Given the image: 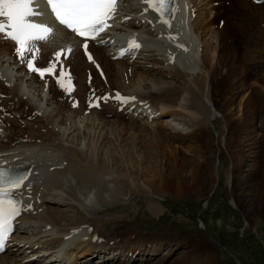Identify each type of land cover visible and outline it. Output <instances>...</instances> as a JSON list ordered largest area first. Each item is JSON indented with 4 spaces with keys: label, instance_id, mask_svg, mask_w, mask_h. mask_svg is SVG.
I'll list each match as a JSON object with an SVG mask.
<instances>
[{
    "label": "bare ground",
    "instance_id": "6f19581e",
    "mask_svg": "<svg viewBox=\"0 0 264 264\" xmlns=\"http://www.w3.org/2000/svg\"><path fill=\"white\" fill-rule=\"evenodd\" d=\"M143 1L124 0L116 25L99 42L87 41L91 61L82 40L62 28H56L47 41L33 42L39 51L25 52L24 60L16 54L13 42L0 39V160L22 165L31 173L25 188L27 205H23L27 211L0 264H54L55 256L63 258L62 264H217L200 239L188 244L181 259H174L181 245L179 236L165 238L125 228L105 233L98 229L105 224L100 217L70 223L65 211L51 208L67 205L78 216V207L91 216L103 213L100 207L111 206L125 195L155 191L161 197H179L196 191L210 175L203 147L208 113L232 111L239 92L247 86L250 93L237 105L241 116L231 127L242 163L245 148L250 147L247 143L255 149L263 136L264 93L250 82L264 85V66L256 65L258 56L254 61L246 58L256 52L264 58V1L184 0L187 17L184 28L178 29L158 24L147 15ZM122 35L127 42L120 50L129 56L116 59L118 50L113 46ZM132 39L140 44L139 49H130ZM68 47L73 51L61 55L55 77L46 74L42 79L28 69L27 59H34L37 67H47L56 62L57 52ZM66 72L72 74L73 84ZM57 77H63L66 88L74 85V90L56 89L60 86L55 83ZM101 85L107 91L93 98L109 99L100 100L96 107L88 98ZM117 93L135 100L122 103L115 99ZM165 116L179 121L181 130L168 121L156 122V117ZM118 119L119 123L128 121L123 125L129 129L109 128L110 121ZM128 130L134 142L137 131L151 135L146 141L154 150L155 167L145 169L129 161L133 151L121 146ZM113 133L117 137L109 140ZM188 141L194 147L189 144L184 152L180 147ZM130 149L138 150V146ZM121 166L145 180L138 176L120 179L109 170ZM240 166L237 162L228 174L235 191H241L235 184ZM22 232L32 236H22ZM55 245L56 251L52 250ZM49 251L52 255L45 256ZM35 256L37 261L28 262ZM42 259L47 263H41Z\"/></svg>",
    "mask_w": 264,
    "mask_h": 264
},
{
    "label": "rangeland",
    "instance_id": "374dc122",
    "mask_svg": "<svg viewBox=\"0 0 264 264\" xmlns=\"http://www.w3.org/2000/svg\"><path fill=\"white\" fill-rule=\"evenodd\" d=\"M254 56H258L259 59V62H255L256 65L263 64L264 66V58L258 52L248 55L246 59L254 61ZM108 67L113 72V67ZM262 69L264 70V67ZM100 80L104 81L101 77ZM69 81L71 80L69 79ZM93 81L90 82V87ZM250 83L252 88H258L264 93V85L257 84V82ZM56 89H60L61 92L64 90L58 85ZM101 90H103L102 92L107 91L102 85L100 88L95 86L89 94L88 102L91 103L93 97L99 96L98 93H101L99 92ZM64 92L67 91L64 90ZM249 93L250 88L248 86L242 88L232 111L211 110L212 113H208L204 131L207 143L203 147H206L205 158L209 164L207 169L210 171V175L207 176L208 181L206 180L196 191L183 193L179 197L175 195L161 197L155 191L145 195H125L119 197L111 206H102L100 210L98 208L103 213L91 214V216L88 213L85 214L86 211L84 212L78 207L76 209L79 212L78 216L67 205H52L51 208H59L58 210L65 211L66 220L70 223H72V219L82 218L83 221L81 222H84L86 218L90 217L101 218L100 220L104 221L105 224L98 229L105 233L125 228L143 234L161 235L165 238H177L179 236L181 245L174 254V259H181V254L187 250L185 248H188L192 243L196 244V240H201L205 249L209 247V252L214 256L217 264H264V191L262 189V184H264V132L261 133L263 136H260L261 138L256 145L257 148L253 149L252 143H247L250 147L245 148V157H242L243 163L240 160L241 150L231 133V127L234 126L233 121L238 119L239 115L241 116L237 105ZM118 121L120 119L115 120V123L110 121L109 128L119 132L124 127L129 126L123 125L128 121L121 120L120 123ZM161 121H168L179 130L183 127L179 121L172 120L170 116H165L164 119L156 118L157 123ZM183 124L186 125L185 120ZM128 132L124 137L125 142L121 146L125 150L133 151L132 156L128 157L129 161L139 163L145 169L148 166L155 167L157 160L153 157L154 150L152 151L151 145L147 142L151 135L137 131L138 141L134 142L135 137L130 130ZM115 135L113 133L109 140L115 139L117 137ZM183 144L180 148L184 149V152L187 145L190 144L191 147H194V142L191 141ZM114 145L116 149L120 148L119 144L115 143ZM134 146H138V150L130 149ZM249 148H251L250 152H248ZM247 153L250 155L252 153V155L248 157L246 156ZM190 154L189 151L188 155ZM101 156L103 157V155ZM106 159L111 160L112 158L107 156ZM237 162H240L241 166L238 169L239 178L235 184L241 187V191L232 189V181L229 182L228 180V174L233 169V165H237ZM109 170L114 171L113 173L120 179H136L138 176L140 181L145 180L143 175H139L138 172H134L128 167L121 166V169ZM250 171H253V175L249 173ZM252 198L255 200V206L252 205ZM157 207H159V212L154 210ZM22 236L31 237L32 235L26 233ZM197 237L198 239H196ZM155 258L158 257H153L154 260ZM118 260L120 259L118 258ZM155 263L156 261H150L147 264Z\"/></svg>",
    "mask_w": 264,
    "mask_h": 264
},
{
    "label": "snow or ice",
    "instance_id": "6c2138e0",
    "mask_svg": "<svg viewBox=\"0 0 264 264\" xmlns=\"http://www.w3.org/2000/svg\"><path fill=\"white\" fill-rule=\"evenodd\" d=\"M168 2L169 0H145V3L162 15L167 11ZM42 3L44 7H41ZM117 10L118 0H0V17L7 19L6 24L0 22V39L13 42L16 54L24 60L25 52L31 54L33 50L39 51L34 41H46L54 33L53 26L37 22L38 19L51 14L60 25L79 37L96 40L100 33L111 27L107 21L115 17ZM164 23L168 24V21L165 20ZM81 43L88 59L93 60L88 51L87 40H82ZM129 47L139 49L140 44L133 39ZM65 51L70 55L73 49L68 47L57 52L56 62H50L47 67H37L34 59H27V67L42 79L46 74L56 76L57 63ZM67 75L70 77V73ZM57 83L69 93L74 90V85L65 87L62 77H57ZM108 99L109 97H99L94 106L99 107L100 100ZM115 99L128 103L135 100V97H123L117 93ZM25 179L26 174L13 176L9 170L0 169V248L13 230V221L20 215L18 201L13 199L12 191L21 187Z\"/></svg>",
    "mask_w": 264,
    "mask_h": 264
}]
</instances>
